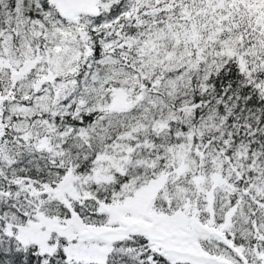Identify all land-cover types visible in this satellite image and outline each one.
<instances>
[{
  "label": "snow or ice",
  "instance_id": "snow-or-ice-1",
  "mask_svg": "<svg viewBox=\"0 0 264 264\" xmlns=\"http://www.w3.org/2000/svg\"><path fill=\"white\" fill-rule=\"evenodd\" d=\"M0 264H264V0H0Z\"/></svg>",
  "mask_w": 264,
  "mask_h": 264
}]
</instances>
